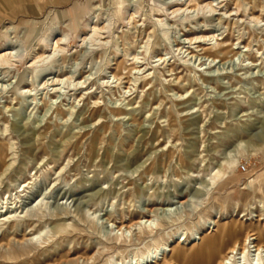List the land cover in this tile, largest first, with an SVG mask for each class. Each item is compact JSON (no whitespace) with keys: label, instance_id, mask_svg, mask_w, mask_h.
Instances as JSON below:
<instances>
[{"label":"rangeland","instance_id":"1","mask_svg":"<svg viewBox=\"0 0 264 264\" xmlns=\"http://www.w3.org/2000/svg\"><path fill=\"white\" fill-rule=\"evenodd\" d=\"M216 39L225 55L201 50ZM5 50L0 214L42 202L54 215L35 238L42 221L0 228V264L128 263L156 242L191 253L214 221L264 243V0H0ZM44 53L52 64L33 63ZM140 212L152 230L121 237Z\"/></svg>","mask_w":264,"mask_h":264},{"label":"bare ground","instance_id":"2","mask_svg":"<svg viewBox=\"0 0 264 264\" xmlns=\"http://www.w3.org/2000/svg\"><path fill=\"white\" fill-rule=\"evenodd\" d=\"M122 5L123 4L118 3L119 12H121ZM68 25L71 29H76V22L73 19V13L72 15H70V22L68 23ZM98 30L99 29L96 25L93 26L92 29L90 30L91 35L89 37L86 36L83 40L87 41L89 39H92L94 36H96V34L98 33ZM58 40L59 39H57L54 42V44H52V50L54 52L59 48L63 49L62 47H60L61 43ZM92 40H95V39H92ZM215 45H216L217 51L211 52V50L206 47L201 48V50H203L204 53L212 57L213 56L218 57L220 55H225L228 47L227 45H224V40L220 39L219 41L218 39H216ZM212 47H214V44L212 45ZM54 52L53 54L52 53L51 54L54 55ZM191 52L192 51H190V53ZM51 54L45 55L44 53V54L38 55L36 59L33 61V63L40 62V61L47 62L51 59L52 57ZM102 55L104 56V53ZM12 59H13L12 52H6V50L0 52V64L1 65L6 66V64L12 61ZM159 59H162V57H160ZM53 62H54L53 59L49 61L50 64H52ZM121 65H122V62L120 60L116 63L115 70L114 72H112L113 77L117 78L118 80H120L123 75V73L120 71ZM124 68L127 69V67H124ZM136 68L137 67L135 65L132 66V69H136ZM45 69H41V68L32 69L33 77L44 72ZM22 80L23 79L21 78L20 82ZM147 84L151 85L149 90H152L154 88V85H152L151 81L148 80ZM188 92L189 91H187V93ZM16 98H19L20 101H23L24 95H22L21 93ZM97 104H98V101L93 100V105H97ZM5 107L6 109L9 108V106L7 105ZM109 112L112 115L118 116V117L134 115L129 108L127 109L118 108L117 110L110 109ZM56 113L63 114V111L59 106L56 108ZM90 116H93L94 120H98L97 118H100V117L105 118L107 114L105 112H102L101 108L97 107L91 110ZM103 127L105 126L103 125ZM96 136L97 134L95 135V137ZM7 157H8V147L5 144L0 143V180H1V177L6 173V171L11 165L7 163L6 161ZM26 185L27 184H24V186ZM24 190L25 189H23V191ZM137 191L138 190L135 188V192ZM3 209L4 208H1V210ZM146 211L152 212L154 211V209L147 208ZM106 213L110 214V211ZM140 214H141V218L136 223H132L130 226L125 225V227L123 224L120 227L116 226L118 228V231H120L121 237L122 235H125L126 231L131 232L133 227H137L141 233L145 232L147 229L152 230L153 227L151 223L153 220L151 218H145L146 215L142 214L141 212ZM53 215L54 214H52L51 212L50 213L46 212V205L43 204L42 202L37 203L32 209H29L27 212H25L22 215L17 214V210H15V208L14 210L7 209L4 213L0 214V228L5 227L4 232H3V234H5L8 231H12L13 229L16 230L22 224H25L26 226L31 227V225L36 224L39 221L40 222L42 221L43 225L40 228H38L36 232L32 233V235L35 238L36 236H40L47 231V229L45 228L44 222H46L48 216H53ZM85 221L89 222L90 226L97 228V222L93 218H85ZM214 223H215V226H213L212 230L209 229L206 233H202V235L199 234L197 238H194L193 240L194 243L192 245L193 247H192L191 253H189L186 247L181 246L180 241H178L176 244L170 247H167V248H165L166 244L164 245V247H160V244L156 242L152 248H148L146 252L143 251L139 255V258H137L138 257L137 255H134L133 259L131 258L130 259L131 261L129 260L128 263L122 262L120 260V264H264V243L262 241L260 233H258L257 235L256 233L254 234L246 233V235L243 238L241 234L239 233L240 226L237 223L224 222L222 224H217L215 221ZM161 226H162L161 222L156 223V228H160V229L163 228ZM63 227L65 226L64 225L62 227L60 226V228H63ZM110 264H117V261H114V262L110 261Z\"/></svg>","mask_w":264,"mask_h":264},{"label":"built area","instance_id":"3","mask_svg":"<svg viewBox=\"0 0 264 264\" xmlns=\"http://www.w3.org/2000/svg\"><path fill=\"white\" fill-rule=\"evenodd\" d=\"M242 168H243V169H245V168H246V166H245V165H242Z\"/></svg>","mask_w":264,"mask_h":264}]
</instances>
